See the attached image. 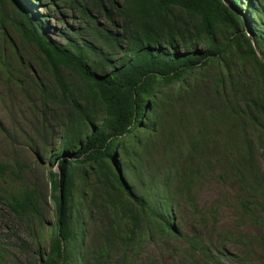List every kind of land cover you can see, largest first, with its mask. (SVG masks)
<instances>
[{
    "label": "trees",
    "instance_id": "trees-1",
    "mask_svg": "<svg viewBox=\"0 0 264 264\" xmlns=\"http://www.w3.org/2000/svg\"><path fill=\"white\" fill-rule=\"evenodd\" d=\"M31 49L43 79L23 59ZM0 80L36 97L49 118L35 133L50 154L47 244V194L26 184V164L0 162V207L31 229L41 223L31 234L36 264H139L158 239H185L204 264L264 252V0H0ZM156 128L169 133L159 157L142 137L126 142ZM0 132L13 136L1 121ZM213 166L239 185L235 207L254 235L217 232L216 221V241L180 232L176 199L204 228L193 189ZM231 242L241 255L227 251Z\"/></svg>",
    "mask_w": 264,
    "mask_h": 264
},
{
    "label": "rangeland",
    "instance_id": "rangeland-1",
    "mask_svg": "<svg viewBox=\"0 0 264 264\" xmlns=\"http://www.w3.org/2000/svg\"><path fill=\"white\" fill-rule=\"evenodd\" d=\"M49 1L45 0L46 3ZM64 10L67 11V9ZM49 14L55 17L56 12L54 13L50 7ZM66 16L68 19L73 17L71 12H67ZM100 20L104 23L103 17H100ZM52 23L59 26V23L55 20H52ZM74 24H77V22H69V25ZM35 54L36 52L33 49L22 53L23 59L30 62V73L37 80H40L46 76V73L42 72L34 61ZM35 98L29 99V96L20 91L15 85L7 89L2 80H0V121L13 135L6 137L0 132V162L13 160L14 162L26 164L28 166L25 174L26 184L28 186H36L42 193L47 194L49 206L43 208L44 227H39L41 223L35 222V226L41 228L39 234L43 239L42 241L47 244L48 227L55 221V212L53 204L49 202L50 185L48 171L50 168V154L47 155L41 150L42 145H39V141L36 142L35 135L36 128L42 125L40 123H44L47 120H44L42 114L35 110V106L37 105H34ZM202 104L203 101L201 100L200 105L202 106ZM47 122H49V118ZM42 128L43 125L41 130ZM156 130V133L153 131L145 133L138 129L134 132V136H132H136L134 138L135 141L132 143V141L126 140V142L130 145H138L136 141L142 137L144 140H138L139 144L157 145V149L153 151L152 156L159 157L162 145H166L169 133L161 128H156ZM55 131L57 136H59L60 129L56 128ZM29 143L32 145H29ZM48 143L52 147L60 145L59 138H52L50 140L48 138ZM260 162L262 170H264V151H261ZM213 167L212 171L207 170L202 172L200 179L196 181L193 189L194 205L201 212V215L205 216L207 221L204 228H201L200 216L197 214L196 209L186 200L176 199L173 215L180 232L187 236L197 233H201L203 236V231H205V234L209 232L216 234L212 227L213 222L216 221L218 223L217 232L223 230L236 234L244 232L243 234L254 235L256 230L254 225L244 218L240 208L235 207L238 203V195L242 194L239 185L232 178L226 176L224 179L219 178L218 175L222 169L220 167ZM2 186L3 184L0 182V187ZM34 227L32 229L29 228L27 223L19 222L3 207H0V247L6 251L4 260L0 261V264L37 263L34 258L37 247L33 243L34 236L31 237L35 229ZM203 239H205L204 236ZM217 239L219 238L216 234L213 241ZM45 244L42 249L43 251H45ZM226 249L231 255H241L243 253L242 246L235 244V242L228 243ZM187 251L188 244L185 239H171L169 241L158 239V241L143 248L139 257V264H204L203 262H199L201 257L198 254H190ZM255 251L257 254L253 255V258L247 259L245 264H264V252L258 247L255 248ZM187 255L192 256L191 263L184 262L187 259ZM222 264L232 263L223 259Z\"/></svg>",
    "mask_w": 264,
    "mask_h": 264
},
{
    "label": "clouds",
    "instance_id": "clouds-1",
    "mask_svg": "<svg viewBox=\"0 0 264 264\" xmlns=\"http://www.w3.org/2000/svg\"><path fill=\"white\" fill-rule=\"evenodd\" d=\"M56 170V169H55Z\"/></svg>",
    "mask_w": 264,
    "mask_h": 264
}]
</instances>
